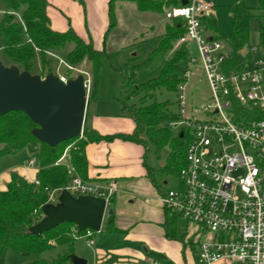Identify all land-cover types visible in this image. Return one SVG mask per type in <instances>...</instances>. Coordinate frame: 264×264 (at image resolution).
I'll use <instances>...</instances> for the list:
<instances>
[{
    "label": "trees",
    "instance_id": "1",
    "mask_svg": "<svg viewBox=\"0 0 264 264\" xmlns=\"http://www.w3.org/2000/svg\"><path fill=\"white\" fill-rule=\"evenodd\" d=\"M77 1L83 5L82 0ZM118 2L134 3L139 12L158 15H164L166 8L180 4L179 0H110V23L107 34L117 25L115 10ZM0 4L6 9V15L0 24V39L3 40L4 56L9 62L23 65L24 72L32 74L37 60L45 70L51 65V60L47 58V55L61 53L68 44H73V49L65 55L66 63L75 68L85 62L92 64L91 94L94 99L97 97L100 63L104 57H108L105 49H95L91 38L84 40L73 28L64 32L53 30L47 15L48 0H0ZM258 4V10L264 13V0H258ZM15 13H20V19ZM253 17V8L247 7L243 0H235L233 29L226 43L230 51L226 69L228 73L241 70L246 65V61H252L255 58L250 51L249 44L250 22ZM204 26L207 32L212 34L214 40L222 42V34L215 17L208 19ZM184 33L183 21L174 20L171 25L166 26L158 47L149 54L144 63L121 71L124 78L119 103L122 107V116L134 122L135 128L132 134L117 133L102 136L89 131L83 137L50 145L42 142L35 135L39 127L24 113L12 112L0 117V160L5 156L15 155L22 151L37 154L40 160L38 184L30 183L20 175L12 173L7 189L5 191L0 189V264H4L9 251L18 252L22 256L41 255L52 251L55 247L50 245L51 240L56 242V247L65 249L51 259H39L32 264H72L70 256L75 254L76 237L85 234V232L76 230L75 224L63 223L43 235L30 232L34 225L44 219L43 207L49 205L50 192L60 191L68 185L70 177L66 166L57 164L68 148L70 161L84 180H89L88 165L84 156L86 146L90 143L115 140L145 147L151 144L157 153L169 147L171 153L165 165L157 171L148 168L149 174L153 177V172H159L164 176L180 177L186 166L189 140L186 137H173L171 125L179 120V116L172 113L168 103L155 100V94L160 90L177 92L178 86L186 81L183 77V66L189 61L190 54L185 46L173 49V44ZM259 35L261 45H263L264 16L261 20ZM158 56L166 57L160 76L140 86H135L134 90L127 94L126 88L134 82L136 71L149 67ZM48 75H53V73L48 71ZM136 99L139 100V105L135 104ZM151 99L154 102L148 103ZM141 136H145L147 140L143 141ZM148 151L149 148L146 152ZM145 165H147L146 161ZM160 184L164 187L162 183ZM114 203L115 195L110 200L109 207ZM112 209L104 219L100 233L114 234L119 231ZM96 234L98 233L94 232V236ZM167 236L171 239L175 238V234L171 231V220L168 223Z\"/></svg>",
    "mask_w": 264,
    "mask_h": 264
},
{
    "label": "built area",
    "instance_id": "2",
    "mask_svg": "<svg viewBox=\"0 0 264 264\" xmlns=\"http://www.w3.org/2000/svg\"><path fill=\"white\" fill-rule=\"evenodd\" d=\"M179 1L165 9L164 17L183 21L185 33L176 48L185 46L190 54L188 46L194 43L200 60L190 54L183 67L186 81L177 90L179 120L171 125L181 126L180 137L189 140L186 166L176 189L165 190L160 201L169 213L198 229L199 264H264V57L254 56L241 70L228 73L230 51L204 26L212 17V2L187 0L183 5ZM260 49L264 43L250 51L256 54ZM190 66L204 71L212 103L187 115ZM201 113L204 119L197 116ZM27 164L32 166L34 161ZM57 164L66 166L72 180L65 189L50 192L49 204L57 205L67 190L75 197L103 198L108 209L116 191L114 183L84 180L70 161L69 148ZM93 237L94 232L87 230L76 238H86L93 245Z\"/></svg>",
    "mask_w": 264,
    "mask_h": 264
},
{
    "label": "rangeland",
    "instance_id": "3",
    "mask_svg": "<svg viewBox=\"0 0 264 264\" xmlns=\"http://www.w3.org/2000/svg\"><path fill=\"white\" fill-rule=\"evenodd\" d=\"M243 2L247 7L253 8L254 10V17L250 22L249 44L251 48L260 47L261 41L259 30L264 13L258 10V0H243ZM234 4L235 0H214L213 4V13L220 33L222 34V43H224L227 50L228 47L226 43L230 38L234 24ZM5 15L6 9L2 4H0V24ZM15 15L18 19H20V13H15ZM115 15L117 25L109 33L108 41L106 42L105 50L108 53V57H104L100 63L98 93L95 99L91 94L93 75L92 64L90 62H85L77 68L72 67L73 69L67 68L66 65H61L60 60L67 64L65 55L73 49V44H68L65 50L61 53H52L47 55V58L51 60V65L45 70L42 69L39 60L36 61L32 70V75L36 77H46L48 71H51L54 76L59 78L60 75H63L68 80L79 76L84 77L85 81L88 82V100L84 128H88L89 123L97 122L111 123V126H119L120 128L127 130V123H134L130 118L122 116L121 113L122 107L119 103V98L121 97L122 81L124 78L121 71L126 70L128 67H134L144 63L149 54H151L158 47L160 35L165 32L166 25L170 24L169 21L163 19L164 15L162 17L152 13L141 14L138 10H136L134 3H117ZM2 46L3 40L0 39V67L11 68L12 75L19 73L23 74V65L9 62L4 56ZM175 47L176 42L173 44V49H175ZM188 47L190 49L191 56L200 60L196 45L192 43ZM169 53H171V51H169ZM254 56L258 58L264 57V49H260L258 53L254 54ZM165 61V56H158L149 67L136 71L134 82L126 88L127 94H130L134 90L135 86H140L154 78L159 77ZM183 67H187V65L184 64ZM190 69L191 74L188 78L186 86L187 115H191L195 109H202L204 106L211 105L212 103L211 89L204 71L200 66H190ZM178 99L179 95L177 92L160 90L155 94V100L158 102L168 103L172 113L176 115L180 113ZM153 102L154 101L152 99L148 101V103ZM135 104L139 105L138 99L135 100ZM197 116L200 119L205 118L202 113ZM181 131V126L171 128L173 137L180 136ZM147 146L148 147H146V149L149 148V151L146 152L148 164H150L154 170H159L160 166L165 164L171 150L169 147H166L160 153H157L154 146L151 144H148ZM29 160L34 161V165L31 167L26 165ZM39 163V156L37 154H31L27 151L3 157L0 160V186H5L8 177L12 174L11 170H14V168L25 166L28 171L31 172V174L28 175L31 177L36 173ZM155 173L157 174L156 176L158 180L163 177L168 181V185L165 186V190L176 189L179 178L164 176L159 172ZM71 180L72 177L69 178L68 184ZM112 207L113 205L107 209L105 218ZM170 217L171 231L175 234L174 241H178L182 244V241L188 240V236L194 232L195 227L190 226L189 229H187L188 223L171 212ZM93 239L98 242L99 233L96 234ZM86 241V238H82L77 244L85 251H89L91 249L87 248ZM50 245H53L55 247L54 250L56 251H47L41 255L33 254L31 256H22L18 252L9 251L6 254L4 264H32L39 259L48 260L50 257L52 258L55 256L58 253L57 251H59L58 246L56 247V242L53 240L50 241Z\"/></svg>",
    "mask_w": 264,
    "mask_h": 264
},
{
    "label": "crops",
    "instance_id": "4",
    "mask_svg": "<svg viewBox=\"0 0 264 264\" xmlns=\"http://www.w3.org/2000/svg\"><path fill=\"white\" fill-rule=\"evenodd\" d=\"M48 1L47 15L53 30L64 32L73 28L84 40L91 38L95 49H105L109 36L107 33L110 23V0H82L83 5L77 0ZM210 1L214 4V0ZM121 3L130 2H118ZM213 12L212 16L215 17ZM159 16L163 17V15ZM163 19L169 21L165 17ZM169 22L170 24L167 25L172 24V21ZM225 51L229 52V49L225 47ZM60 77L66 78L63 75ZM126 127L127 130L119 126H111V123H89L88 128L83 127V136L89 131L102 136L117 133L132 134L134 123H127ZM142 139L146 140L144 136ZM146 150L144 145L121 140L90 143L86 146L84 156L88 165V179L115 184V203L112 210H114L116 227L119 229L114 234L99 233L98 242L94 241L93 245H89L86 241L87 248L91 249L89 251L79 247L77 243L82 238H76L75 255L86 259L87 264H199L197 256L199 234L195 226L187 224V229L193 226L195 230L188 236V240L182 241V244L174 241L175 238L171 239L167 236L171 217L160 201L161 194L165 192V187H161L160 183L166 186L168 181L163 177L158 180L154 172V176L151 177L149 169L157 170L148 164ZM38 172L39 167L30 177L28 175L31 172L25 166L11 170V173H17L30 183L37 181ZM10 181L11 176L8 177L5 186H0V189L5 191ZM64 249L58 247L57 252ZM214 264L231 263L220 261Z\"/></svg>",
    "mask_w": 264,
    "mask_h": 264
},
{
    "label": "water",
    "instance_id": "5",
    "mask_svg": "<svg viewBox=\"0 0 264 264\" xmlns=\"http://www.w3.org/2000/svg\"><path fill=\"white\" fill-rule=\"evenodd\" d=\"M183 5L187 0H182ZM11 68L0 67V117L12 112H22L39 128L35 135L50 145L82 136L87 88L83 76L63 82L59 77H36L30 73L12 75ZM44 219L30 232L35 235L73 223L78 230L102 231L107 201L99 197H75L63 190L57 205L43 207ZM72 264H87L77 255L70 256Z\"/></svg>",
    "mask_w": 264,
    "mask_h": 264
}]
</instances>
